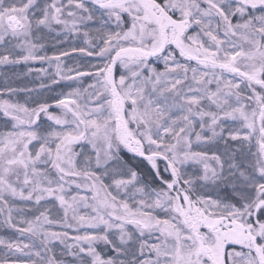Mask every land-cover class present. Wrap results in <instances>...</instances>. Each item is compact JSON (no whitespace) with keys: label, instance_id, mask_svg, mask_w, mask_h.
Masks as SVG:
<instances>
[{"label":"snow or ice","instance_id":"snow-or-ice-1","mask_svg":"<svg viewBox=\"0 0 264 264\" xmlns=\"http://www.w3.org/2000/svg\"><path fill=\"white\" fill-rule=\"evenodd\" d=\"M0 264H264V0H0Z\"/></svg>","mask_w":264,"mask_h":264}]
</instances>
